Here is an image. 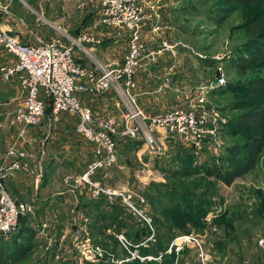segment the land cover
I'll return each mask as SVG.
<instances>
[{"label": "rangeland", "instance_id": "374dc122", "mask_svg": "<svg viewBox=\"0 0 264 264\" xmlns=\"http://www.w3.org/2000/svg\"><path fill=\"white\" fill-rule=\"evenodd\" d=\"M165 1L167 6L166 13L150 16V19L145 21L142 28V40L147 48L146 53H155V62H151L148 67L150 75L147 76L148 78L143 84V90L135 91L137 103L142 110L146 113L158 114L187 108V92H194V90L189 89L213 82L218 76L216 75L217 72L224 75L226 82L224 86L220 87L222 89L224 87L223 90L226 89L225 86L227 84L241 85L246 80L259 77L262 74L263 71L258 69L240 72L235 66L234 60L241 54L246 59L251 58L250 54L246 53L242 48L246 41V36L241 26L244 20L252 16L256 9L264 7V3H255L249 8L234 7L235 9L231 13H222L225 9L224 7L222 9L219 0ZM12 2L16 4L15 8H13L14 15H17L16 13L19 11L23 12L20 18L28 26L29 30L26 33L31 36V41L33 42L35 37L44 41L53 38L67 41L83 33L95 32L94 34L99 36H101V33H108L110 36V33L113 32L110 29L99 26V5L97 0H12ZM214 13L225 19L221 23H216ZM111 36L110 41L115 42L113 47L116 51L110 53V58H124L127 53L128 39H117L114 32ZM121 45L125 49L124 53ZM95 56L99 58L98 54ZM13 63L14 59L0 49V73L1 68ZM137 75H140V73ZM9 87L11 86L0 84V124L3 125L8 113L19 102L11 100L12 97H19V88L17 89L18 94L16 92V96H14V92L11 91L12 87ZM161 87L162 89L159 90ZM212 91L207 97L206 109L210 111L213 123H216L214 134L206 139L200 155H195L193 151L194 162L192 166L203 168L205 165L206 167L215 165L224 170L226 168V164L223 162L226 158L225 148L232 146L234 143L245 141L248 134L233 133L230 135L226 131L228 122L242 113L241 109L229 108L232 103L239 102L240 95H237L233 90L225 92L221 90L213 93ZM138 97H140V101L137 99ZM254 97L255 99L257 98V96ZM46 119L48 118H44V120ZM32 129L28 133L34 134ZM6 130L8 129L0 127V170L1 168L4 169V171H0V178L7 179L5 182L14 184L18 179L15 175L8 174L12 170L8 171V166L5 165L2 158L5 156L7 148L14 143L15 130H8L11 134ZM31 146L27 147L28 151H30ZM179 146L189 148L178 141L166 138L164 139V147L156 153L142 152V149L138 146L136 152L138 151V154L140 151V153L137 156L134 153H121V147L118 145V158L123 156L124 162L118 161L117 166L107 171V176L97 174L96 179L103 187L125 191L134 202L137 201L142 205L141 209L147 212L149 206L146 203L145 195L149 193L151 185L178 184V182L187 184L197 180L199 177H203L212 182L215 192V197L212 198L213 209L204 218V222L209 224V227L202 233L197 234L201 239L204 253L205 255L207 254V264H213L214 262L212 259L215 255L212 249L213 241L225 235L228 230L226 226L224 229L223 223L218 227L210 226V223L221 214L222 216L225 215L224 219L226 220L229 218L235 219L233 224L238 232L240 231L238 227L241 229L251 227L254 235L253 244L255 245L257 239L263 237L264 225H261V217L259 220L251 218L255 209L254 206L260 202V198H257V193H254L251 189L264 191V149L255 156L256 164L246 175L235 179L231 186H225L203 174L192 175L190 178L172 176V168H178L182 165L181 162L175 161L176 154L180 152ZM90 147L92 148L91 145ZM56 192V189L47 185L41 190L40 194L43 197L50 198V201L51 199L54 201L53 197L55 195L53 196V194ZM10 193L15 198L16 192L13 190ZM141 200L143 203L140 202ZM50 204L54 203L50 202ZM68 204L74 205L75 198H69ZM72 208H64L63 215L71 214L73 220L65 222L62 230L57 229L55 225L56 221L54 222L53 215H57L56 213L49 211L50 213L41 218V221L43 219L42 222L36 218L37 223L42 226L41 232L43 236L46 234L47 237L37 235L35 241L46 242L47 244L45 243V247H37L33 251L30 260L46 256L49 247L55 243L59 235V247L54 258L56 264L62 260L61 258L68 260L69 264L78 261L83 255L81 245L85 241L87 245L98 247L102 252V257L83 264H99L101 262L103 264L108 262L122 264V262L136 259L131 258V256L129 258L124 257L121 251H118V258H115V253L112 252L110 245L108 248L94 245L88 236L87 223L83 225L79 223L80 221L85 222V219L81 215L78 216L79 212H74ZM60 213H62L61 210ZM147 218L150 222V218L148 216ZM73 223L78 226V231L82 234L79 238L71 231ZM187 249L186 255L180 254V257L176 256L174 264H200L197 250L193 247H187ZM105 254L107 255V260H105ZM140 257H148V255H140ZM48 258H50V255ZM244 260L248 259L245 258ZM145 261L150 260L145 259L140 262L144 264ZM226 262L228 264H236V259L231 257ZM52 264L54 263L52 262Z\"/></svg>", "mask_w": 264, "mask_h": 264}, {"label": "built area", "instance_id": "2783aa9c", "mask_svg": "<svg viewBox=\"0 0 264 264\" xmlns=\"http://www.w3.org/2000/svg\"><path fill=\"white\" fill-rule=\"evenodd\" d=\"M97 1L100 26L112 30L117 39L128 38L127 53L120 64L105 63L93 54L88 45L99 46L102 40L90 33L67 41L54 38L44 41L36 37L33 43H24L11 30L0 27V49L14 59L13 64L1 68V76L5 82L15 80L20 92L19 103L0 127L15 130L16 138L22 141L28 131L45 118L47 107L50 110V125L57 124L63 114L74 118L76 136L92 146L94 155L88 170L75 178L74 183L85 184L95 199L100 195L108 200L119 197L134 215L150 226L144 210L131 201L130 195L121 189L103 187L91 181V176L97 170L117 166L119 141H135L140 143L142 152L156 153L164 147V139L170 138L191 148L195 155H200L206 139L213 136L216 124L206 109L207 97L212 90L224 86L226 81L224 75L219 74L213 82L189 89L194 92H187L185 109L146 113L136 100V76L148 72L150 63L155 62V53H146L142 28L150 16L158 13L155 14L154 7H149L151 14H145L139 0ZM108 94L115 99L118 115L94 113L82 102L83 95ZM6 155L11 160L9 170L26 167L22 161L24 151L18 148L16 142L7 148ZM140 202L143 203L142 200ZM27 214H33V208L14 198L0 183V234H11L19 220ZM152 237L138 246H146L148 241L153 240ZM116 238L131 258L140 261L161 258L140 257L136 251L129 249L131 244L123 234L116 235ZM81 246L83 255L73 264L102 257L98 247L87 245L86 241ZM255 246L257 252L264 256L263 237L257 239ZM186 247L195 248L200 264H207V254L200 237L195 234L176 237L166 253L174 251L179 256ZM241 264L264 263L243 261Z\"/></svg>", "mask_w": 264, "mask_h": 264}, {"label": "trees", "instance_id": "16d2710c", "mask_svg": "<svg viewBox=\"0 0 264 264\" xmlns=\"http://www.w3.org/2000/svg\"><path fill=\"white\" fill-rule=\"evenodd\" d=\"M219 2L222 9L223 7L225 9L222 13H231L235 9L234 7L249 8L255 3H264V0H219ZM215 18L216 23H221L225 19L218 14H215ZM241 29L246 36L242 48L250 54L251 58L246 59L244 55H238L234 60L235 66L240 72L249 69H258L263 72L259 77L250 78L241 85L227 84L225 90L223 87V89L213 90L212 93L233 90L237 95H240L239 102L232 103L229 108L241 109L242 113L228 122L226 131L230 135L233 133L248 134L247 138L241 143H234L225 148L226 158L223 162L226 164V168L224 170L215 165L208 167L205 165L203 168L193 167V150L179 146L180 152L176 154L175 161L181 162L182 165L172 168L171 172V175L176 178H190L192 175L203 174L225 186H231L235 179L246 175L254 167L255 156L264 149V7L256 9L252 16L246 18ZM218 73L216 75H219ZM254 96L257 98L255 99ZM49 112L47 107L45 118H48ZM118 145L121 147V153L135 154L140 143L127 140L119 141ZM122 158L123 156H119L118 161L124 162ZM213 187L212 182L203 177L187 184L178 182V184L151 185L149 193L145 195L149 210L144 211L146 217L150 218V226L140 217L134 216L119 197L108 200L106 196L100 195L97 199L88 200L82 195L79 197L75 210H79L87 218V231L92 243L104 248H108L110 245L112 252L115 253V258H118V251H121L124 257H130L116 238L117 234L122 233L131 244L129 247L131 251H136L141 256L148 255L153 258L161 256L159 261L150 260L145 261L144 264H174L177 254L174 251L166 253L171 241L178 236L200 234L209 227V224L204 222V218L214 206L212 202V198L215 197ZM251 191L257 193V198H260V202L254 206L251 218L259 220L261 217L263 226L264 191L254 189ZM131 201L137 207L142 208V205L137 201L134 202L133 199ZM221 216L222 214L210 223V226L217 227L223 223L224 229L225 226L228 229L225 235L217 238L212 244L215 255L220 257L217 263L221 264L223 259L227 258L226 260H228L232 257L236 259V264H241L246 258V254L254 246L252 228L241 229L238 227L240 230L238 232L233 224L235 219L226 220L224 219L225 215ZM41 227L34 214H27L19 220L16 229L11 234L6 236L0 234V264H52V262L56 264L54 258L59 247L60 235L49 247L46 256L30 260L37 247L46 245V242L35 241L36 236L42 230ZM80 235L82 236L79 232L78 238ZM151 235L153 240L148 241L147 246H138ZM262 235L264 238V231ZM187 252L186 247L181 255H186ZM49 255L50 258H48ZM104 257L107 260L106 254ZM61 259L58 264H69L68 260ZM253 263L258 262L253 261ZM107 264L115 263L108 262ZM122 264L143 263L138 259H133L122 262ZM225 264L228 263L225 262Z\"/></svg>", "mask_w": 264, "mask_h": 264}, {"label": "crops", "instance_id": "0c3cea01", "mask_svg": "<svg viewBox=\"0 0 264 264\" xmlns=\"http://www.w3.org/2000/svg\"><path fill=\"white\" fill-rule=\"evenodd\" d=\"M139 1L144 7L145 14H151L149 7H154L155 14H165L167 11L165 0ZM15 5L16 4L13 3L12 0H0V27L8 28L12 31V33L18 35L24 43H32L33 41H31V36H28L26 33V31L29 30L28 26L20 18L23 12H17L16 14L18 16L14 15L13 13V8H15ZM32 30L34 31V29ZM94 33L95 32H90L93 37H99L102 40V43L99 46L88 45L91 46V51L93 52V54H98L99 59L108 64H120L123 58L119 57V59H111L109 56L110 53L116 51V49L113 47V44L115 42L110 41L112 37L111 34L113 32L110 33V36L108 33H101V36ZM127 39L128 38H124V40ZM122 46L123 45H121V49L124 53L125 49L122 48ZM117 48H119V46H117ZM80 58L84 59L81 56ZM149 75L150 74L148 71L146 73H140V75L136 76L137 90H143V84L146 82V79L148 78L147 76ZM0 84L11 86V91L14 92V96H16V92L18 94L17 83H15L14 80L5 82L2 79L1 73ZM137 99L140 101V97H138ZM11 100L19 101L18 96L12 97ZM82 102L84 105L91 108L94 113L118 115V109L116 107V102L112 94L103 96L83 95ZM18 103L19 102H17V104ZM5 129L8 128L5 127ZM8 130L6 131L11 134V132ZM32 131H34V134L27 133L24 140L22 141L16 138L15 134L14 142L18 144V148L24 151L25 157L22 159V161L26 164V167L23 169L12 171L8 170L10 171L8 174L16 176V178L18 179L17 182H14V184L8 183L5 182L7 179L4 180V178H1L0 183L2 184V186L8 189L9 192H13L14 190L16 192L15 198L18 201L31 206L33 208L34 217L38 218L40 221L44 215L50 212L56 213L57 215L54 214L53 217L54 222L56 221L55 225L59 230L63 229L65 222H68V220H73L71 214H65L66 217L63 215L64 208L67 209L68 207H73L72 210L76 213L79 212L78 216L81 215L83 219H85V222L80 221L79 223H87V218L79 210H75V207L78 205L79 197L82 195L85 196V198L88 200L95 198L92 197L91 192L85 184L74 183V179L82 176L94 161L92 148L87 142L76 136L75 120L74 118L66 114H63L60 118V121L57 124L53 125H50L48 119H43L38 126L32 129ZM29 145H32L30 151L27 150V147ZM2 161L5 162V165L7 166L11 164V160L7 157L6 154L2 158ZM107 171L108 170H97L91 176V181L100 183L96 179L97 174H104L105 176H107ZM47 185L57 190V192L53 194V196H55H52L54 201L52 199L50 201V198H46V196L43 197L42 194H40L41 190ZM71 197L75 198L74 205L68 204V200ZM50 202L54 204H50ZM58 207H60L59 211ZM60 210L62 211V213H60ZM73 226H76L77 234H75V232L73 231ZM41 231L38 233V236H43ZM71 231L75 236L79 235L78 226L74 223L71 226ZM44 235L45 236L43 237H47L46 234ZM250 252L251 253L246 254V258L248 260H250L251 262L257 261L258 263H264V256L260 255L256 251L255 245ZM219 258V256H213V264H219L217 263ZM226 259L227 258L223 259V262L221 264H225Z\"/></svg>", "mask_w": 264, "mask_h": 264}, {"label": "water", "instance_id": "95a60500", "mask_svg": "<svg viewBox=\"0 0 264 264\" xmlns=\"http://www.w3.org/2000/svg\"><path fill=\"white\" fill-rule=\"evenodd\" d=\"M73 231L75 232V234H77V228H76V226H73Z\"/></svg>", "mask_w": 264, "mask_h": 264}]
</instances>
